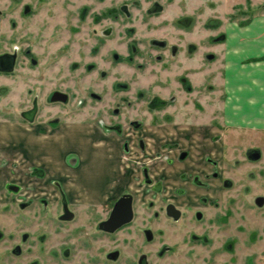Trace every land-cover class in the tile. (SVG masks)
<instances>
[{
    "label": "flooded vegetation",
    "instance_id": "flooded-vegetation-1",
    "mask_svg": "<svg viewBox=\"0 0 264 264\" xmlns=\"http://www.w3.org/2000/svg\"><path fill=\"white\" fill-rule=\"evenodd\" d=\"M47 3L0 0V139L10 137L20 148L21 159H26L24 151L33 158L19 175L22 181H5L0 188V264H75L76 260H83L76 264H107L120 258V264H147L144 254L133 251V240L110 237L138 219L144 226L142 240L148 232L152 242L159 241L155 234H161L168 222L194 230V245L203 243L201 234H212V244L225 236L219 245L223 252L218 249L214 256L217 262L220 254L230 250L223 244L235 238L236 230H243L245 224L250 228L256 215L264 224V118L245 107V123L228 128L229 152L224 158L202 149L207 133L199 125L205 109L201 96L190 99L193 107L188 109L185 99L179 101L169 91L166 104L139 108L126 101L123 106L129 108L103 109L111 117L103 114L100 119L87 108L66 106L71 101L68 89L60 85L46 89L41 73L34 72L36 41L50 26L51 34L80 31L78 20L87 12L65 11L60 18L71 21L68 27L54 28L57 24ZM83 7L88 8L82 5L81 11ZM133 30L128 33L133 35ZM132 35L125 53L113 52L116 63L135 67L143 43L149 49L177 52L176 44L163 37ZM98 48L94 45L89 51ZM66 80L74 81L73 77ZM118 80L123 89L122 77ZM173 84L179 90H194L188 77H179ZM86 94L80 95V101ZM178 102L182 107H177ZM215 117L212 113L209 121L218 128ZM210 130L206 131L213 133ZM218 140L214 136V143ZM120 198H128L118 204L121 213L129 209L127 220L106 223ZM237 214L242 222L234 226ZM250 235L248 230L246 236ZM165 243L159 241V255L169 249Z\"/></svg>",
    "mask_w": 264,
    "mask_h": 264
},
{
    "label": "rangeland",
    "instance_id": "rangeland-1",
    "mask_svg": "<svg viewBox=\"0 0 264 264\" xmlns=\"http://www.w3.org/2000/svg\"><path fill=\"white\" fill-rule=\"evenodd\" d=\"M45 1L48 2V11L50 13L53 11L54 24H57L54 28L68 27L71 21L63 16L60 18L65 11L75 14L78 11L80 14L87 12L85 18L78 20L80 31H75L73 34H68L65 30L54 31V34H51L50 26L36 41L38 65L34 72L41 73L44 79L42 85L46 89L59 85L61 88L66 87L71 95V101L66 106L87 108L90 113H97L95 117L99 119L103 114L111 117L109 111L107 114L104 110L115 106L122 107L126 101H134L132 106L139 108L155 107L158 102L166 104L169 91L175 94L179 101L185 99L188 109L193 107L191 100L201 96L199 101L205 109L200 114L199 125L202 132L207 133L204 135L207 139L203 140L202 149L204 153H210L209 151L212 150L219 156L227 157L229 148L226 138L230 131L228 128L232 125L225 127L223 117L217 116L223 111L217 113V109H220L218 101L229 95L223 55L229 50L230 43L236 41L235 38L245 30L248 22L264 12V0ZM82 5L88 8L83 7L81 11ZM104 12L109 17L102 16ZM130 28H134L133 35L132 31L128 33ZM130 35L142 39H144L143 35L146 39L150 36L163 37L169 44H176L177 52L173 54L169 48L149 49L147 44L143 43L140 52L142 57L137 59L135 67L116 63L112 54L114 51L121 54L126 52L125 44L131 39ZM100 39L104 41L103 45ZM116 40L123 42L119 44ZM94 45L100 48L89 51ZM209 53L212 54L211 58L208 57ZM66 54L69 57H65ZM259 59L262 58L254 56L249 60L256 62ZM141 60L144 65H141ZM161 60H164V65L161 64ZM60 77L65 80L63 83L55 81ZM67 77H73L74 81H67ZM118 77H122L123 89L119 88ZM179 77H188L194 90H179V85L173 84ZM49 80L54 83L47 84L46 81ZM169 87L170 90L167 89ZM196 88H199L198 92L195 91ZM83 92L87 93L84 102L80 101ZM211 102L213 105L209 104ZM177 107H182L181 102H178ZM212 107L217 108L215 112L210 110ZM212 113L216 115L218 128L212 126L209 121ZM175 117L179 118L178 115ZM210 128L213 129L211 134L208 133ZM216 135L219 136L218 144L214 143ZM12 143L10 137L1 136L0 188L5 181L21 180L19 175L24 173L28 163H32L27 160L33 158H28L25 151L22 155L26 159H21L20 148ZM208 149L209 151H206ZM234 219V226L239 222L241 224L242 219L239 214L234 215ZM259 219L261 220L256 215L255 222L251 223L250 228L245 224L243 230L235 231V238L223 244L230 250L228 253L220 254L217 262L214 260L215 253L218 249L223 250L219 245L225 236H221L218 243L212 244L215 241L212 234H201L203 243L198 242L194 245L195 240L192 239L194 230L190 232L182 229L179 222H168L163 226L161 234H155L160 236L159 241L166 242L163 245L169 244V249L162 255L157 251L159 241L157 242V239L154 242L149 241L150 233L147 232V236L143 233L142 240L141 231L144 226L140 223V219L119 232H113L110 237L113 236L119 241L133 240L136 246L133 247V251H137L140 255L144 254L148 259L147 264H264V224ZM248 230H251L250 237L246 236ZM77 262L83 260H76L74 263ZM107 262V264H120L121 258Z\"/></svg>",
    "mask_w": 264,
    "mask_h": 264
},
{
    "label": "crops",
    "instance_id": "crops-1",
    "mask_svg": "<svg viewBox=\"0 0 264 264\" xmlns=\"http://www.w3.org/2000/svg\"><path fill=\"white\" fill-rule=\"evenodd\" d=\"M235 40L223 55L229 95L218 101L220 111L223 110L218 115L223 117V122L228 127L245 123L244 108L247 106L256 109L257 115L264 118V12L249 21ZM254 56L262 59L250 61ZM67 151L68 149L65 152Z\"/></svg>",
    "mask_w": 264,
    "mask_h": 264
},
{
    "label": "water",
    "instance_id": "water-1",
    "mask_svg": "<svg viewBox=\"0 0 264 264\" xmlns=\"http://www.w3.org/2000/svg\"><path fill=\"white\" fill-rule=\"evenodd\" d=\"M121 201H127V202H128V198H126V200H125V199L122 200V198H120V199L116 202V204H115L113 210H112L111 213H110V216L108 217V221H107L106 223H111V222L116 223V222H117V223L115 224V225H117V224H119V223L124 222L125 220H127L128 217H126V216H127L128 212H129V209H124L123 212L121 213V211H120L119 208H118V204H119ZM175 215H176V214H175ZM128 216H129V215H128ZM115 225H114V226H115Z\"/></svg>",
    "mask_w": 264,
    "mask_h": 264
}]
</instances>
